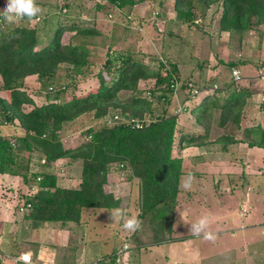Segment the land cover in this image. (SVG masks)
<instances>
[{
  "label": "trees",
  "instance_id": "16d2710c",
  "mask_svg": "<svg viewBox=\"0 0 264 264\" xmlns=\"http://www.w3.org/2000/svg\"><path fill=\"white\" fill-rule=\"evenodd\" d=\"M107 1L124 12L144 0ZM219 2L222 8L220 30L241 35L252 22L257 26L264 24V0H174V10L179 19L186 21L196 10ZM103 6L98 4V8ZM48 14L42 19V25L25 23L4 27L0 23V78L7 92L5 98L0 97V125L16 119L15 124L23 130L18 135L4 136L0 129V173L20 175L30 187H37L26 196L25 205L29 206L23 212L32 226L42 227L50 222L78 223L85 208H117L119 200L111 192H105L104 185L108 172L116 165L126 168L127 178L138 179L139 218L153 224L155 236L170 239L183 172L182 159L173 152L178 120L175 115L150 118L154 111L153 100H165L168 93L174 92V82L179 78L177 65L172 63L168 67L159 61L153 68L134 54L114 55L109 46L104 65L95 75L97 86L81 95L68 94L65 84L56 83L57 71L67 63L74 72H79L88 64L90 50L86 41L63 43L62 33L68 30L89 38L100 35V31L83 22L68 23L65 17H71L69 11L58 23L48 19L59 16ZM237 61L229 62V67L237 66ZM30 75H36L42 92L47 94L43 104H35L23 89V80ZM148 79H154V86L141 89L139 82ZM192 81L195 89L181 98V110L192 115L202 130L180 135L181 147L203 145L213 123L222 127L230 122L239 127L243 107L251 100L248 88L235 90L232 80L222 91L211 90L213 84L206 85L194 78ZM121 90H128L129 94L120 96ZM25 104L32 106L25 110ZM259 106L264 110V100ZM85 112H92L95 119H105L106 124L89 128L80 145L64 148L59 137L63 124ZM133 119L142 126L136 127ZM235 141L232 135L215 138L222 149ZM240 141L250 147L264 148V125L256 123L246 127L244 139ZM34 152L38 153L35 157L38 169L29 171L30 155ZM59 158L81 160L80 181L76 187L57 184L51 168ZM115 256H103L96 261L105 264L111 259L114 262Z\"/></svg>",
  "mask_w": 264,
  "mask_h": 264
},
{
  "label": "rangeland",
  "instance_id": "374dc122",
  "mask_svg": "<svg viewBox=\"0 0 264 264\" xmlns=\"http://www.w3.org/2000/svg\"><path fill=\"white\" fill-rule=\"evenodd\" d=\"M41 8V12L32 19H18L15 22H7L2 15H0V23L2 26L21 25L27 23L29 26H34L36 23L42 25L43 18L46 13L48 15L59 17H49V21L52 23H58L57 21H63L64 13H71V17H65L68 23H80L94 25L99 29L100 35L82 38L73 34V31L65 30L62 33L61 40L63 43L80 41H86L88 45L89 55L88 64L85 65L79 72H74L71 65L63 63L56 74V83H63L67 86L68 94L81 95L88 90L97 86L96 73L104 65V61L107 57V51L110 48V52L128 53L134 54L149 64L151 67L156 68L158 62L162 61L165 65L172 63L177 65L179 78L177 82H174V92L168 93L165 96V100H153L154 111L151 115V119H155L158 116H172L175 115L178 120L175 133V142L173 144L174 155L179 156L182 153L184 146H180L179 137L185 134L199 133L202 128L198 127L194 122V117L185 111L181 110L183 104L181 98L188 94L189 90L195 89V83L192 81L194 78L203 84L212 85L217 84L215 91H222L224 85H227L231 81L229 62L237 61L238 67L243 65V68L247 69V74H253L257 72V67L264 61V24L256 25L253 22L250 27L243 31L241 35L238 33H232L219 29V17L222 12L221 3L212 4L204 9L196 10L193 17L190 20L183 21L177 17V13L174 10V0H144L137 3L129 9L121 12L117 7L110 4L107 0H36ZM67 4V5H66ZM98 4L104 5L102 8H98ZM6 7V0H0V10ZM78 15L75 18V14ZM54 14V15H53ZM47 20V21H48ZM76 21V22H73ZM198 64L201 67L198 69ZM245 72L242 71V75ZM246 75V74H245ZM180 79V81H179ZM188 80V81H187ZM251 80V79H250ZM187 81V82H185ZM183 86L181 87V83ZM246 80L243 79L238 83H235L233 89L238 90L246 84ZM249 83V82H248ZM253 83H249V89ZM141 89H148V87L154 86V79L141 80L139 82ZM23 89L33 99L35 104L45 103L46 93L42 92L40 88V82L36 75L26 76L23 80ZM214 91V90H213ZM129 94L128 90H121L120 96H126ZM157 97L159 95L156 94ZM258 95V94H257ZM7 96L6 90L2 86L0 78V97L5 98ZM254 99H257L256 96ZM260 101L250 100L243 107L242 114L240 116V125L236 127L233 123H226L224 126L213 123L209 130L208 138L204 145L198 146L195 151L190 150L186 152L188 160L184 162V167L189 169L191 167V157L198 151H212L209 154V158L222 161L215 162L216 173L214 177L204 179L205 185H209V189H214L213 185H219L222 182L225 183L228 189V194L232 195L229 201V212L232 210L229 220L226 221V229L229 230L226 235L222 234V237L217 240L216 246H218V252H224L232 247L227 238L231 237V231H234L235 235L240 232L246 231V228L250 225H254V232L257 237H261L264 234V150L257 149L255 146L250 147L245 142L240 141L244 139V129L255 125L256 123L264 125V110L259 106ZM32 105L25 104V110H29ZM112 111V109H110ZM150 117V116H148ZM109 117H107V120ZM105 119H95L92 112H85L72 121L65 122L60 130L59 137L63 143L64 148L76 147L85 141L86 131L89 128L103 127ZM16 127L18 121L14 119L11 123L0 125L1 132L6 135H18L23 132L22 128ZM221 135H232L237 139L234 143H230L225 146L224 150L221 146L213 144L211 140ZM243 142V143H241ZM194 147V146H190ZM262 149V148H261ZM264 149V148H263ZM185 151H183L184 153ZM38 153H33L29 163V171H36L38 169L37 157ZM212 155V156H210ZM208 159V156L206 157ZM204 164V163H203ZM205 165V164H204ZM82 162L80 159L71 158H59L53 163L51 171L56 176L57 184L63 187H76L80 181ZM115 166V164H112ZM223 166V167H222ZM116 168L110 170L107 175V182L104 185L105 192H111L114 194L116 191L123 193L125 189L122 182L127 181V169ZM219 167V168H218ZM204 169V167H202ZM253 170V177H250L247 171ZM203 173V172H202ZM226 174L228 177H224ZM123 177V178H122ZM135 178V177H133ZM0 187H3L5 191L1 194V197L9 200L11 205L18 203L23 204L27 195H31L37 190V187H30L25 183L20 175L11 178H1ZM136 179V185H138V179ZM217 180V181H216ZM221 180V183H219ZM32 183V180L30 182ZM198 183H196L197 185ZM216 184V185H215ZM107 185V186H106ZM180 185V184H179ZM194 181L191 180V188L196 190ZM223 185V184H221ZM130 186V183H129ZM198 186V185H197ZM139 187V186H138ZM180 192L182 187L179 188ZM116 192V194H117ZM134 192L136 193V187L134 184ZM126 196V193L123 194ZM181 196V195H180ZM207 195L206 190L203 195ZM123 196H121L122 198ZM179 197V193H178ZM115 198V197H114ZM120 198V197H118ZM119 199V203H120ZM129 207L124 209V204ZM179 202V201H178ZM191 202V200H190ZM189 202V203H190ZM200 205L202 200L196 198L193 203ZM136 194L131 195V199L122 200V208L113 210L116 213L119 210V215L115 219L107 220V209L101 208L95 211L98 214L94 215L91 219H99L101 223L103 220H107L106 226H117L122 233V226H118V223L125 222L129 217H136L139 219L141 226L135 230L137 233H152V225H149L144 218H139L140 207ZM256 203V204H255ZM245 204V207L242 205ZM260 204V205H259ZM186 205V204H184ZM182 207L181 205L175 206L173 215L177 213V221L179 220V214L183 211L193 213V210L188 206ZM248 205L252 206V209L248 208ZM243 208L241 212L245 213L258 212L257 216L261 218L256 224V221L248 220V217L237 216V208ZM257 207L260 209L255 210ZM19 211V210H18ZM89 211V210H88ZM253 211V212H252ZM23 212V211H19ZM20 213V214H21ZM26 212H23L24 215ZM222 213L221 209L215 208V214ZM105 216L107 219H105ZM20 217V216H19ZM227 217V216H226ZM242 219V220H241ZM263 221V225L261 224ZM90 222V221H89ZM216 223V222H215ZM146 224L148 226H146ZM222 224V221L220 223ZM92 224L89 223L87 228V234L89 239L96 241L100 240L98 233H93ZM180 224L175 222V230H179V237L182 235L191 234L190 226L179 227ZM224 226V225H222ZM114 228V227H112ZM218 228V227H216ZM222 227L221 229H223ZM107 233L104 228L99 227L97 224L96 230ZM243 229V230H242ZM116 230H112L113 235ZM173 231V230H172ZM176 232V231H174ZM222 232V231H221ZM226 233V232H225ZM97 235V236H96ZM233 237V236H232ZM120 239H117L118 241ZM111 241H115L111 239ZM71 244H76L71 241ZM238 245V243H236ZM102 245V244H101ZM187 251L192 250V242L186 244ZM138 245L135 247L134 254H143V250L137 252ZM169 246L165 244L160 246L159 252L161 254L171 252ZM104 252L103 250H101ZM179 251V250H177ZM74 253V252H73ZM72 253V254H73ZM146 255V254H145ZM143 255V257L145 256ZM71 257V256H70ZM70 259V258H69ZM152 261V260H151ZM58 264H67V259L64 261H57ZM158 264V263H157ZM170 264V263H169Z\"/></svg>",
  "mask_w": 264,
  "mask_h": 264
},
{
  "label": "crops",
  "instance_id": "0c3cea01",
  "mask_svg": "<svg viewBox=\"0 0 264 264\" xmlns=\"http://www.w3.org/2000/svg\"><path fill=\"white\" fill-rule=\"evenodd\" d=\"M236 67H238V65ZM239 69L241 70V73L243 71L246 74H243V77L247 82L243 85V88H248V91L251 93V95H249V97L251 96V99L258 100L257 83L250 85V88L252 89H249V83L254 82L253 80H250V78H253L257 72L254 73L253 70V74H247V69L243 68V65L240 66ZM256 69H258V67ZM255 96L257 99H254ZM215 138L211 140L213 144L222 146V144L215 142ZM203 145H201V147ZM255 147L264 150L263 148L261 149V147ZM198 148V146H187L182 149V153L179 155L182 159L183 170L180 176L179 188L181 186L182 190L181 192L180 190L178 192L179 197L177 194L176 206L182 204L183 207V205L186 204L184 206H188L192 209L193 213L191 214L183 211L179 214V220L177 221V213L175 212L172 224L173 231L169 234L171 237L170 239H165L158 234L155 236L153 231L152 233L150 232L146 234L137 233L135 230H127L122 227V233H120L118 232L120 229L117 226L113 225L112 227L114 228H112L111 225L106 226L105 221L113 219L111 216V213L114 214L113 210L122 208L123 199L129 200L131 199L132 194H136L139 202V188L135 183L136 179L126 177L127 181L121 183V185L123 184L124 186H127L123 187L125 192L120 193L119 191H116L117 194L116 192L113 194L116 199L121 200L119 206L113 209L106 208L108 219L105 216V219L107 220H103L102 223L99 219H91L93 215L95 217L98 216L95 210L101 208H85L78 223L70 222L61 225L59 222H50L42 227H34L32 226L31 221L22 215L23 212L21 213L18 211V203L11 205L9 200L0 196V264H16L15 258L19 257V255L24 252L31 254L34 264H40L44 259L52 261L51 264H58L57 261H61V259L63 261L64 259H67V264H92L97 259L112 254L116 255L115 257H118L119 259L114 260V262L109 259L105 264H264V234L258 238L254 232V225L248 226L246 231L242 233L240 232V234L238 233L235 235L234 231H231L230 235L233 237L231 236L227 238V242H229L232 248L224 252L217 251L219 248L216 246V239L219 240L223 233L226 235L227 232H229V230L225 228V225L226 221L232 218L230 216L232 210L227 212L229 210V201L232 198V195L228 194L229 191L227 186L224 182L221 183V180L219 183L223 185L215 184L216 186L213 185V190L209 189V185H205L206 180L204 179L215 176L217 167L215 162L219 160L222 161L220 158H217V160L209 158V154H211L212 151H208L207 149L204 151L206 155H203L204 153L200 151L196 154L192 153L193 156L190 159L191 167L189 169L184 167V162L188 160V158L185 157L187 154L186 152L190 150L195 151ZM183 151L185 152L183 153ZM207 156L208 159L206 158ZM202 167H204V169H202ZM247 172L250 177H253L252 172L257 171L249 170ZM223 176L228 177L226 174ZM2 177L6 180L8 177H16V175L0 173V180H2ZM189 177H191V180L194 181L195 185L198 183V186L196 185L195 187L196 190L191 188V184L188 188L184 186L185 181L188 180ZM134 184L136 187V193L134 192ZM205 190L207 195L212 196L203 197ZM3 191H5V189L0 187V195L3 194ZM125 193L126 196L123 195ZM121 196L123 197L121 198ZM196 198L202 200L200 205H197L198 202H196V204L193 203ZM126 203L127 204H124V209L128 208V205L130 204L128 201ZM242 206L245 207V204ZM215 208L219 210L221 209L222 213L215 214ZM248 208L252 209V206L248 205ZM258 209H260V207H257L255 210ZM243 210L244 209L241 207L237 208V216L241 218L248 217V220L251 219L252 221H256L252 224H256L261 219L257 216L263 217L262 214L258 215L259 213L255 211L252 216L251 213H245L243 215V213H241ZM204 215L209 217L207 230L216 233V238L214 240L204 239L203 233H201L200 236H196L192 232L191 234L179 237V230H175L174 227L175 222L180 224L179 227L183 228L190 226L199 217ZM221 221L222 224H216ZM89 223L92 224L93 233L95 232L96 234L98 233V236L100 235V240L96 241L97 243H95L94 239H89L87 237ZM97 224L99 227L104 228L107 233L100 232V229L97 231ZM123 224L124 222H120L118 223V226H122ZM261 224L263 225V221H261ZM222 227L224 228L221 229ZM113 229L116 230L114 235L112 232ZM111 239L115 241H111ZM117 239L120 240L116 241ZM71 241H74V243H77L78 245H72ZM190 241L192 242V250L187 251L189 249L186 244ZM126 242L130 245L129 249L118 254V250ZM236 243H238V245ZM164 244L171 248V252H165L164 254L159 252L160 246ZM137 245L139 247L137 252L143 250V254H134V252H136L134 249ZM143 255L145 256L143 257ZM21 264L26 263L21 261Z\"/></svg>",
  "mask_w": 264,
  "mask_h": 264
},
{
  "label": "clouds",
  "instance_id": "9594fccd",
  "mask_svg": "<svg viewBox=\"0 0 264 264\" xmlns=\"http://www.w3.org/2000/svg\"><path fill=\"white\" fill-rule=\"evenodd\" d=\"M40 12L41 8L36 0H6V7H4L3 10H0V15H2L7 22L12 23L18 19H23L25 17L28 19H32ZM190 184L191 177H189L188 180L185 181L184 186L188 188L190 187ZM117 215H119V210H117L114 214L111 213L113 219H115ZM208 225L209 217L204 215L199 217L194 223L190 225V231L196 236H200V234L203 233L204 239L214 240L216 238V233L208 231ZM139 226L140 221L136 217L128 218L122 225V227L127 230H136L139 228ZM15 259L16 264H21V261L27 262L29 260V256L27 254H24L16 257Z\"/></svg>",
  "mask_w": 264,
  "mask_h": 264
},
{
  "label": "built area",
  "instance_id": "2783aa9c",
  "mask_svg": "<svg viewBox=\"0 0 264 264\" xmlns=\"http://www.w3.org/2000/svg\"><path fill=\"white\" fill-rule=\"evenodd\" d=\"M231 80L233 83H238L239 81H241L243 79V76L241 75V72L239 70L238 67H233L232 70H231ZM254 79V83H257L258 85V99L259 101L261 102L262 100H264V63L258 67L257 69V73L256 75L253 77ZM256 81V82H255ZM211 90H216L217 89V84L216 83H213L212 87L210 88ZM194 93H198L197 90H194ZM114 118H117V115L114 116ZM134 121L135 123V126L136 127H141V122L140 121H137V120H132ZM29 206V204H26L25 205V202H23V204H17V207H18V210L19 211H24V209ZM130 247L129 243L126 242L124 243L121 248L118 250V254H120L121 252L123 251H126L128 250ZM24 254H27L29 256V260L27 262H24L26 264H34L33 262V259L31 257V254L28 253V252H24V253H21L19 256L21 255H24ZM119 258L117 257L116 260H118ZM52 261L48 260V259H44L42 260V262L40 264H51ZM92 264H100L98 261H94Z\"/></svg>",
  "mask_w": 264,
  "mask_h": 264
}]
</instances>
